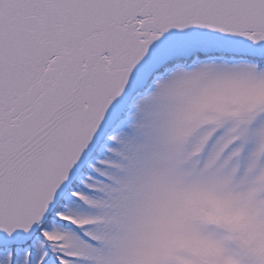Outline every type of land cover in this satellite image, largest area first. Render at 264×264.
<instances>
[{
	"label": "snow or ice",
	"instance_id": "snow-or-ice-1",
	"mask_svg": "<svg viewBox=\"0 0 264 264\" xmlns=\"http://www.w3.org/2000/svg\"><path fill=\"white\" fill-rule=\"evenodd\" d=\"M0 264H264V0H0Z\"/></svg>",
	"mask_w": 264,
	"mask_h": 264
}]
</instances>
